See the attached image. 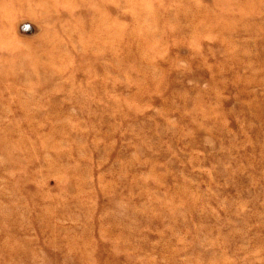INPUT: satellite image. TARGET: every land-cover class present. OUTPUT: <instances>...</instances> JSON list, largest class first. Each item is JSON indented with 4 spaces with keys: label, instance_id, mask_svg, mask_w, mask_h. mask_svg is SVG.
<instances>
[{
    "label": "rangeland",
    "instance_id": "374dc122",
    "mask_svg": "<svg viewBox=\"0 0 264 264\" xmlns=\"http://www.w3.org/2000/svg\"><path fill=\"white\" fill-rule=\"evenodd\" d=\"M0 264H264V0H0Z\"/></svg>",
    "mask_w": 264,
    "mask_h": 264
}]
</instances>
